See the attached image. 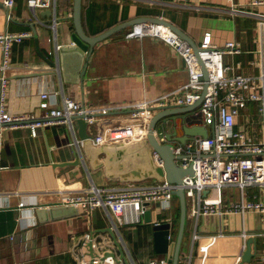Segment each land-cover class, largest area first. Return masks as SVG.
Masks as SVG:
<instances>
[{"label": "crops", "instance_id": "0c3cea01", "mask_svg": "<svg viewBox=\"0 0 264 264\" xmlns=\"http://www.w3.org/2000/svg\"><path fill=\"white\" fill-rule=\"evenodd\" d=\"M250 1L235 0L240 6L249 5ZM73 2L56 0L55 7L33 10L26 0H15L7 17L0 0V33H31L9 46L5 105L11 113L35 116L0 125V264H76L82 250H88L80 243L87 233L96 243L105 244L104 249L112 250L116 264L168 260V254L155 251L153 225L157 221L169 222L171 217V238L174 239L179 220L178 210L176 221L173 211L176 199L170 210L161 209L158 203L150 204L149 220L144 216L142 222L118 229L109 226L110 221L99 206L89 214L79 211L77 215L61 218L40 219L36 213L38 204H60V191L76 192L92 183L118 182L108 181L100 171L90 168L82 142H77L80 137L75 120L73 135L64 123L32 129L31 124L39 120L54 119L47 118L46 111L60 105L63 95L88 106L132 104L174 92L187 79L185 63L172 46L150 35L126 37L134 24L94 45L81 78L78 73L85 62L84 54V60L75 66L78 68L67 76L60 49L72 43ZM229 7L228 0H82L81 22L86 34L93 35L124 21L154 16L171 22L196 44L201 43L205 31H210L212 42L218 47L228 39L239 43L241 52L225 53V64L236 66L241 73H257L258 67L252 65L251 60L258 45V16L233 14ZM252 9L264 13V5ZM2 61L0 46V64ZM65 65L67 70V63ZM55 90L60 93L55 94ZM43 92L48 96L43 97ZM248 105L254 111L255 103ZM196 108L184 113L187 125L203 124L201 118H196L197 121L191 115ZM156 111L152 110V114ZM128 112L118 113L125 119ZM182 115H177V135L183 134ZM252 119L256 120L253 113L247 116V110L242 111L235 128L248 125ZM167 125L168 132L175 131L171 119ZM248 128L250 132L252 127L248 125ZM252 217L249 216L250 229L264 228V221L255 224ZM240 224L239 217L236 229H231L234 223L231 221L229 225L225 215L200 216L197 231L202 235L193 244V222L187 216L179 264H187L188 256L190 264H236L243 244ZM256 243V254L242 264H264V234L256 235ZM103 247L96 250L101 253Z\"/></svg>", "mask_w": 264, "mask_h": 264}, {"label": "built area", "instance_id": "2783aa9c", "mask_svg": "<svg viewBox=\"0 0 264 264\" xmlns=\"http://www.w3.org/2000/svg\"><path fill=\"white\" fill-rule=\"evenodd\" d=\"M228 1L231 13L258 16V45L255 57L251 60V64L258 67L257 73H241L236 70V66L225 64V53L241 52L239 43L234 39H228L223 46L218 47L212 42L211 32L205 31L201 43L195 48L165 23L140 22L134 24L126 37H157L178 52L187 71V79L178 90L132 104L102 106H88L81 100L63 95L60 105L46 111L47 118L54 119L39 120L31 124L34 129L51 123H64L73 135L74 117L79 116L86 121L87 131L94 145L116 143L132 137L146 136L153 107L184 106L199 101L191 115L197 121L198 117L203 120L207 135H194L185 143L177 141L173 145L175 162L183 167L191 166L193 173L185 175L181 183L166 179L101 185L92 183L76 192L60 191V204L77 206L85 214H89L95 207H102L110 221L109 226L118 229L122 225L142 222L150 204L158 203L161 209H170L175 199L174 191L182 187L187 216L193 222V244L202 235L197 231L200 216L225 215L229 225L231 221L234 223L231 229H236V219L239 217V234L243 238L241 251L245 248L247 237L264 234V228L250 229L248 226L251 215L255 224L258 221L263 224L264 221V13L252 9L253 6L264 5V0H251L249 5L244 6L238 5L235 0ZM2 2L7 17H10L9 11L15 5V0ZM26 3L35 10L55 7L56 0H26ZM30 35L27 31L0 33V46L3 50V61L0 64V125L15 124L35 117L32 113H11L5 105V70L9 66V46L13 41H20ZM59 93V90H55V94ZM41 95L47 97L48 93L43 92ZM250 102L255 103L254 111L248 108ZM246 110L247 116L252 113L257 115L256 120L252 119L248 123L252 127L250 132L246 124L235 128L237 117ZM126 111H129V116L123 119L118 112ZM256 124L260 125V129H257ZM165 131H168L167 123L155 130L160 142L166 141ZM79 141L81 139L77 140ZM153 158L158 165H163V159L157 151L153 152ZM167 221L172 223L171 217ZM171 237L170 231L169 238ZM89 240H92L96 254L100 256L107 252V255L100 260L99 256H90L88 250H82L76 258V264H116L112 250L104 249L105 244L100 241L96 243L91 234H85L81 240L83 249H87ZM102 246L104 250L100 253L96 248L100 249ZM262 256L264 259V252ZM186 261L190 264L189 256ZM147 264L171 262L167 259H150Z\"/></svg>", "mask_w": 264, "mask_h": 264}, {"label": "water", "instance_id": "95a60500", "mask_svg": "<svg viewBox=\"0 0 264 264\" xmlns=\"http://www.w3.org/2000/svg\"><path fill=\"white\" fill-rule=\"evenodd\" d=\"M81 9L82 0H74L72 21L74 25V31L72 33V43L69 45L61 46V59L64 62V73L67 76L71 75L72 71H75L80 63L84 60L83 68L78 73L79 78L83 76L84 69L86 67V59L91 54L94 45L115 33L124 27L133 25L139 22H162L170 26L176 33L198 48L197 44L180 28L172 24L171 22L154 16H142L133 20H128L116 24L107 30L95 35H88L83 29L81 22ZM52 65L54 62H52ZM67 63V70L66 65ZM73 76V75H72ZM204 77L206 78V72L204 71ZM199 101L184 106L169 105L162 107H153L152 110H157L151 117L150 124L146 136H138L128 138L126 140L116 143H102L100 145H94L90 139V135L87 131L86 121L79 116H75L74 120L78 124V136L82 140V149L87 158L90 168L93 171H100L103 178L108 181L128 182V181H143L147 179H156L159 181L168 180L171 182L181 183L185 175H191L193 169L191 166L183 167L175 162V155L173 153V145L179 141L185 143L190 137L194 135H207V129L203 124H191L187 125L185 122L184 113L191 111L197 106ZM183 114V134L177 135L176 129L178 126L177 115ZM171 119L175 131H165L164 135L166 141L160 142L156 136L155 130L160 125H165L167 121ZM157 151L163 159V165H158L154 158L153 152ZM175 197L179 201V220L178 229L174 239L169 238L171 231V225L169 222H157L153 225V239L154 248L157 253L168 254V260L171 264H179L180 251L185 235V226L187 223V205L184 190L179 187L174 191ZM35 210L40 219L48 218H61L77 215L80 209L74 205H63L56 203L38 204L35 206ZM145 219L149 220V211L145 212ZM116 243H118L115 234L111 228L108 229ZM92 240L87 242V248L90 256H99L93 249ZM257 252L256 236H249L245 240V248L241 251L240 260L236 264H242L243 262H249L251 258ZM107 255L105 252L100 255V260H103ZM124 258V253L121 254Z\"/></svg>", "mask_w": 264, "mask_h": 264}, {"label": "rangeland", "instance_id": "374dc122", "mask_svg": "<svg viewBox=\"0 0 264 264\" xmlns=\"http://www.w3.org/2000/svg\"><path fill=\"white\" fill-rule=\"evenodd\" d=\"M255 117L257 118V115L256 114H255ZM256 126H257V129H260V125L259 124H256ZM175 199H176V201H175V209L173 211H175L174 214L177 215V210L179 212V202H178V199L176 197H175ZM168 210H170V209H168ZM176 219H178V215L175 217V221H176ZM175 236H176V232L174 231L173 238H175Z\"/></svg>", "mask_w": 264, "mask_h": 264}, {"label": "trees", "instance_id": "16d2710c", "mask_svg": "<svg viewBox=\"0 0 264 264\" xmlns=\"http://www.w3.org/2000/svg\"><path fill=\"white\" fill-rule=\"evenodd\" d=\"M93 35H95V34H93Z\"/></svg>", "mask_w": 264, "mask_h": 264}]
</instances>
